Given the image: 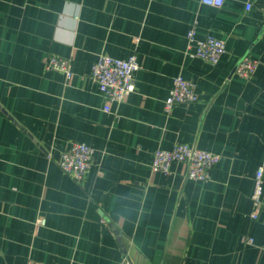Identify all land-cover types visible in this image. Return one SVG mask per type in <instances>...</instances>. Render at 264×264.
Here are the masks:
<instances>
[{"label": "crops", "instance_id": "0c3cea01", "mask_svg": "<svg viewBox=\"0 0 264 264\" xmlns=\"http://www.w3.org/2000/svg\"><path fill=\"white\" fill-rule=\"evenodd\" d=\"M192 28L225 40L217 64L187 52ZM133 53L136 90L106 111L92 66ZM245 55L252 78L236 73ZM178 75L200 99L166 110ZM73 141L95 148L81 181L59 165ZM177 142L221 154L207 180L152 171ZM261 167L264 0H0V264H264Z\"/></svg>", "mask_w": 264, "mask_h": 264}, {"label": "built area", "instance_id": "2783aa9c", "mask_svg": "<svg viewBox=\"0 0 264 264\" xmlns=\"http://www.w3.org/2000/svg\"><path fill=\"white\" fill-rule=\"evenodd\" d=\"M203 4L221 7L225 0H201ZM247 8L251 2H247ZM187 52L197 58H201L211 64H217L226 52L224 39L208 35L199 38L196 29L192 28L187 33ZM258 62L249 55L243 56L237 66L236 73L244 78H252L255 75ZM47 68L62 71L67 79L73 77L71 59L58 54L48 57ZM139 63L135 53L128 58H116L108 54H101L91 69V76L97 83L102 96L107 100L105 110H111V103L122 102L129 94L136 90V71ZM196 85L183 75L174 77L173 84L165 100L166 110L172 109L178 104H192L199 100ZM221 159V154L198 148L187 142H177L170 149L158 148L155 150L151 167L153 172H172L175 163L184 164L187 168V177L197 181H205L210 176V170ZM95 148L82 141L71 142L68 149L61 152L59 165L61 169L81 181L94 165ZM254 210L252 218L259 216L260 209L264 206V168L257 170L255 175L254 190L252 192ZM38 222L46 224V218L40 217ZM253 242V239H249ZM26 264H43L40 261L29 259ZM118 264H131L127 259H122Z\"/></svg>", "mask_w": 264, "mask_h": 264}, {"label": "rangeland", "instance_id": "374dc122", "mask_svg": "<svg viewBox=\"0 0 264 264\" xmlns=\"http://www.w3.org/2000/svg\"><path fill=\"white\" fill-rule=\"evenodd\" d=\"M200 99V98H199ZM165 174H167V173H165Z\"/></svg>", "mask_w": 264, "mask_h": 264}]
</instances>
